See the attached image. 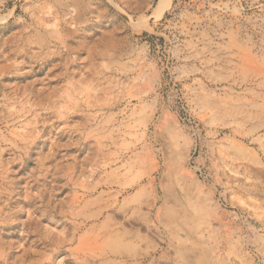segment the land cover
I'll list each match as a JSON object with an SVG mask.
<instances>
[{
    "label": "rangeland",
    "instance_id": "1",
    "mask_svg": "<svg viewBox=\"0 0 264 264\" xmlns=\"http://www.w3.org/2000/svg\"><path fill=\"white\" fill-rule=\"evenodd\" d=\"M158 1L0 0V264H264V0Z\"/></svg>",
    "mask_w": 264,
    "mask_h": 264
},
{
    "label": "bare ground",
    "instance_id": "2",
    "mask_svg": "<svg viewBox=\"0 0 264 264\" xmlns=\"http://www.w3.org/2000/svg\"><path fill=\"white\" fill-rule=\"evenodd\" d=\"M169 3H170V0H159L157 5H156L155 11H154V16L155 17L160 16L161 13L165 10V8L169 5ZM224 156L226 157L225 159H227V160L229 159V158H227L228 154L225 152H224ZM234 195L237 196L239 199L243 200V202H248L251 205L253 204V207L258 211L259 206L257 204H255L254 202L248 200L250 197L248 194L235 193Z\"/></svg>",
    "mask_w": 264,
    "mask_h": 264
}]
</instances>
